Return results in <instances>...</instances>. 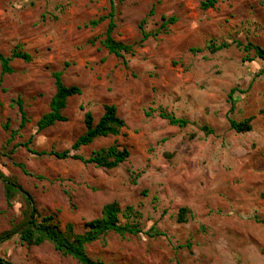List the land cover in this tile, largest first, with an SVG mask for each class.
<instances>
[{
    "label": "rangeland",
    "instance_id": "1",
    "mask_svg": "<svg viewBox=\"0 0 264 264\" xmlns=\"http://www.w3.org/2000/svg\"><path fill=\"white\" fill-rule=\"evenodd\" d=\"M204 1H115L113 38L135 45L124 55V67L100 44L107 21L88 26L107 15L109 0H0V52L9 56L19 46L32 57L29 63L12 61L14 72L0 84V171L32 196L39 214L55 215L61 230L71 224L75 234L85 232L84 224L99 218L106 204L117 203L121 212L132 207L137 215L129 221L142 232L103 235L86 247L93 260L264 264V77L259 74L264 63L232 44L264 49V0H216L214 9L202 10ZM161 17L177 22L138 46L140 22L145 19V31L153 33ZM211 41L232 45L210 54ZM54 72H62L63 84L82 93L68 99L66 122L36 133L55 93ZM16 98L23 101L29 123L7 143L3 126L7 123L9 131L19 126L11 104ZM104 105L115 106L125 127L78 154L87 158L109 146L126 148L128 160L115 169L38 157L18 146L32 137V150H68L84 132V113L97 122ZM158 109L190 124L170 125L158 117ZM247 118H252L250 132L230 129L228 119ZM182 208L188 210L186 222L178 223ZM24 210L20 195L6 205L0 182V235L24 220ZM126 221L120 216L122 224ZM0 258L12 264H77L48 243L29 247L18 236L0 246Z\"/></svg>",
    "mask_w": 264,
    "mask_h": 264
},
{
    "label": "trees",
    "instance_id": "2",
    "mask_svg": "<svg viewBox=\"0 0 264 264\" xmlns=\"http://www.w3.org/2000/svg\"><path fill=\"white\" fill-rule=\"evenodd\" d=\"M121 2L122 0H109L110 8L109 12L105 16H101L96 20H92L88 23V26L96 27L104 21H107V27L104 34V39L100 44L105 50L115 57L122 59V64L127 67V61L124 55L131 54L135 45H127L121 42H117L113 38V31L115 29L114 23V2ZM216 0H206L201 3L200 8L202 10L214 9ZM153 11L149 12L151 16ZM177 22L175 17H161V24L157 30L153 33L146 32L144 29L145 19L139 24L140 40L137 43L141 46L149 38H157L161 34L167 32L168 26L174 25ZM238 49H241L244 53L248 54L250 51L254 52L257 59L264 63V49L255 46L253 44L243 45L240 42L232 43ZM231 43L222 42L215 44L213 41L207 46L206 50L210 54H215L222 50H226L231 47ZM191 53H201L202 49H190ZM14 60H21L25 63L32 61L30 54L19 50V46H15L9 56H5L0 52V84L4 75H10L14 72L11 66V62ZM244 61H252L248 57L244 58ZM259 74L264 77V67L260 70ZM54 80L55 93L52 96L49 103V110L42 115L36 122V133L42 132L57 123H63L67 121V118L63 115V110L66 108L68 99L80 96L81 89L75 86H66L62 82V72H54L52 74ZM264 96V94H263ZM228 100L233 108V91L228 95ZM12 106L17 109V113L20 117L18 130L9 131V125L6 123L3 128L9 132V139L7 143H11L14 138L23 130L29 123V119L24 110L23 101L20 98H16L11 102ZM158 117L165 120L168 124L174 125L180 128L186 127L190 122L184 118L175 117L172 114L167 113L163 109H158ZM260 114H264V106L260 110ZM148 116V115H147ZM252 118H247L242 121H235L228 119L229 127L236 133H247L251 131ZM84 132L72 143L68 150L62 152L54 151H35L32 150L29 145L32 142V137L24 144L18 145L24 147L26 150L35 156H49L57 160L71 159L79 161L85 165H93L97 168L105 170H112L125 163L130 153L126 148H119L117 145L109 146L104 149L93 152L89 157L85 158L78 154L82 147L89 146L95 139L105 138L108 136H117L120 131L125 127V122L118 116L115 106L104 105L102 115L97 122H94V118L90 112H85L83 115ZM206 134H212V130L208 127H202L201 129ZM15 145V147H18ZM19 168L24 175H29L23 165H19ZM132 176L134 173H131ZM132 182L135 184V177H132ZM0 182L4 188L5 202L8 207H11L12 201L16 195H20L25 203L24 220L16 225L13 229L0 235V246L10 240L13 236H18L22 244L29 247H39L45 243L50 244L53 249L64 257H69L76 261L77 264H110L90 258L86 252V247L98 241L103 235L107 233H113L121 237L136 236L142 231L138 225L134 222H130L129 219L134 218L137 215L132 207H127L123 212L119 209L117 203H109L102 207L100 217L84 224L85 232L82 234H75L73 232V226L67 224L64 230H61L58 222L55 219V215H41L38 213L32 196L23 190L15 181L7 178L0 171ZM188 210L182 208L177 215L178 223H185V216ZM120 216L127 219L124 224L120 222ZM0 264H12L0 258Z\"/></svg>",
    "mask_w": 264,
    "mask_h": 264
}]
</instances>
